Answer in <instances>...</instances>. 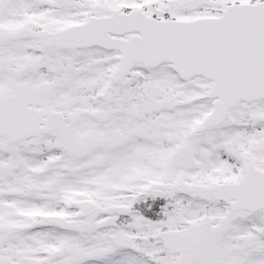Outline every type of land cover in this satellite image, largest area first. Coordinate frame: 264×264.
Returning a JSON list of instances; mask_svg holds the SVG:
<instances>
[{"label":"snow or ice","instance_id":"snow-or-ice-1","mask_svg":"<svg viewBox=\"0 0 264 264\" xmlns=\"http://www.w3.org/2000/svg\"><path fill=\"white\" fill-rule=\"evenodd\" d=\"M0 264H264V0H0Z\"/></svg>","mask_w":264,"mask_h":264}]
</instances>
